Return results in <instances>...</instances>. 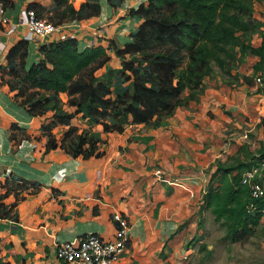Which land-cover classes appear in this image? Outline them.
I'll return each instance as SVG.
<instances>
[{
    "label": "crops",
    "instance_id": "1",
    "mask_svg": "<svg viewBox=\"0 0 264 264\" xmlns=\"http://www.w3.org/2000/svg\"><path fill=\"white\" fill-rule=\"evenodd\" d=\"M69 1L78 8L85 0ZM138 1L125 0L114 9L100 0V15L62 22L48 39L74 36L80 49L101 44L110 59L97 74L117 69L108 40L118 47L132 40L140 20L128 10ZM32 2L45 7L46 17L51 14L53 0H8L11 22L0 24V194L7 191L2 202L8 210L0 215V264H75L56 258V246L87 234L112 237L115 212L129 224L118 264H183L206 225L218 223L203 205L214 162L236 154L254 127L264 132V93L253 82L259 58L248 54L229 73L215 67L197 98L156 127L128 123L122 131H102L81 123L80 131L89 128L101 140L103 154L71 158L59 146L45 151L41 124L51 118L30 115L10 88L8 49L27 40L25 70L41 57V44L21 22V11ZM252 17L257 27L250 43L257 47L264 34L263 3L253 4ZM59 95L67 100L65 92ZM64 128L56 125L52 132L60 139Z\"/></svg>",
    "mask_w": 264,
    "mask_h": 264
},
{
    "label": "trees",
    "instance_id": "2",
    "mask_svg": "<svg viewBox=\"0 0 264 264\" xmlns=\"http://www.w3.org/2000/svg\"><path fill=\"white\" fill-rule=\"evenodd\" d=\"M4 2L8 0H3ZM119 7L125 0H105ZM264 0H139L128 14L140 21L132 40L118 47L108 40L119 68L109 67L110 57L101 44L79 48L74 36L47 39L38 48L40 59L24 69L28 42L16 41L6 52L11 90L32 116L48 115L41 124L45 151L61 147L71 158L99 157L101 140L89 128L72 123L78 117L85 125L102 131H122L125 124L143 123L156 127L177 107L197 98L205 76L215 67L225 73L241 64L248 54L259 59L254 72L264 63V34L261 44L250 43L257 21L253 4ZM51 14L32 2L37 17L54 24L82 21L100 15V0H85L75 8L69 0H53ZM65 92L67 100L60 98ZM70 108H74L71 110ZM264 126V116L260 122ZM65 126L59 139L52 129ZM264 146L250 151L241 145L236 154L214 162L203 205L225 228L229 242H242L255 235L264 212V193L253 197L242 183L245 170L261 169L256 179L264 184ZM0 194V215L6 216Z\"/></svg>",
    "mask_w": 264,
    "mask_h": 264
},
{
    "label": "built area",
    "instance_id": "3",
    "mask_svg": "<svg viewBox=\"0 0 264 264\" xmlns=\"http://www.w3.org/2000/svg\"><path fill=\"white\" fill-rule=\"evenodd\" d=\"M10 22L5 14L4 1L0 0V24L8 25ZM21 22L39 44L61 31L60 25L52 23L46 17H37L30 8L21 11ZM3 48L4 43L0 41V49ZM253 82L264 93V63L261 69L255 72ZM257 173L254 168L245 170L241 176L242 183L249 185L253 197H261L264 193V184L256 179ZM112 218L117 224V230L112 237L103 238L96 234H87L79 237L76 243H59L54 251L55 257L75 264H118L129 242V224L119 212H115Z\"/></svg>",
    "mask_w": 264,
    "mask_h": 264
},
{
    "label": "rangeland",
    "instance_id": "4",
    "mask_svg": "<svg viewBox=\"0 0 264 264\" xmlns=\"http://www.w3.org/2000/svg\"><path fill=\"white\" fill-rule=\"evenodd\" d=\"M218 70L220 71L219 68ZM73 123L81 128L83 122L74 119ZM246 141L253 150L260 144L264 146V132L261 134L254 127L248 132ZM261 167L264 168V165ZM201 240L191 244L192 252L183 264H264V221L255 235L242 242H229L225 236V228L219 223L206 225Z\"/></svg>",
    "mask_w": 264,
    "mask_h": 264
}]
</instances>
